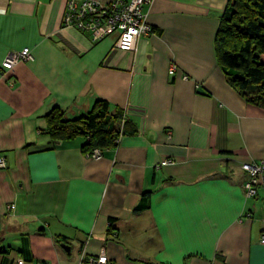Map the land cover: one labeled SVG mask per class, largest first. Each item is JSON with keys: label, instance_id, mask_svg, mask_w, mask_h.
<instances>
[{"label": "crops", "instance_id": "1", "mask_svg": "<svg viewBox=\"0 0 264 264\" xmlns=\"http://www.w3.org/2000/svg\"><path fill=\"white\" fill-rule=\"evenodd\" d=\"M66 2L0 0V69L32 54L0 76V264H83L102 250L110 264H264V170L246 198L241 168L264 159V109L217 63L227 0H153L152 32L129 53L64 27ZM98 99L136 135L98 160L82 138L50 146L45 115L75 119Z\"/></svg>", "mask_w": 264, "mask_h": 264}, {"label": "trees", "instance_id": "2", "mask_svg": "<svg viewBox=\"0 0 264 264\" xmlns=\"http://www.w3.org/2000/svg\"><path fill=\"white\" fill-rule=\"evenodd\" d=\"M214 48L217 63L229 85L247 103L264 109V0H227L218 21ZM44 118L50 146L82 138L81 151L86 157L94 150H99L102 156L104 151L117 146L121 136L137 133L136 126L126 119L121 109L110 110L108 103L101 99L95 101L91 111L78 118L67 120L57 108ZM147 198L148 193L133 211L147 209Z\"/></svg>", "mask_w": 264, "mask_h": 264}, {"label": "built area", "instance_id": "3", "mask_svg": "<svg viewBox=\"0 0 264 264\" xmlns=\"http://www.w3.org/2000/svg\"><path fill=\"white\" fill-rule=\"evenodd\" d=\"M153 0H110L102 5L93 0H67L63 14L64 27L74 28L81 33L90 36L93 42H99L108 37L115 36L114 47L121 52L129 53L135 49L136 41L140 37L151 34L152 28L147 23L142 12L144 6H149ZM32 54L29 49L21 52L8 53L1 63L0 76L6 78L14 67L20 62L31 60ZM177 71L175 66L169 69V76L173 77ZM186 79V76H183ZM92 160L101 158V152L94 150L87 156ZM173 162L165 160L162 165ZM5 167L3 158H0V168ZM246 174L243 191L246 198H253L257 194L258 177L264 170V159L258 165L245 163L241 166ZM264 245V237L261 239ZM83 264H110L104 251L96 257L82 255ZM16 264H24L21 259Z\"/></svg>", "mask_w": 264, "mask_h": 264}, {"label": "water", "instance_id": "4", "mask_svg": "<svg viewBox=\"0 0 264 264\" xmlns=\"http://www.w3.org/2000/svg\"><path fill=\"white\" fill-rule=\"evenodd\" d=\"M64 250H66V251H68L69 252V248L67 247V246H65V245H62L61 246Z\"/></svg>", "mask_w": 264, "mask_h": 264}]
</instances>
